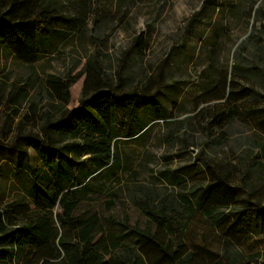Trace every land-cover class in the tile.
<instances>
[{"label":"rangeland","instance_id":"374dc122","mask_svg":"<svg viewBox=\"0 0 264 264\" xmlns=\"http://www.w3.org/2000/svg\"><path fill=\"white\" fill-rule=\"evenodd\" d=\"M56 1L65 16L80 19L79 27L54 41L33 70L0 52V129L10 123L8 115L11 129L20 120L25 132L39 129L56 104L45 89L49 76L77 78L69 108L99 88L148 92L165 109L167 122L146 117L143 133L111 143L83 135L91 154L106 160L117 155L118 162L94 174L89 200L80 203L77 215L97 214L98 236L109 242L120 241L122 224L147 228L154 240L163 241L164 230L140 206L146 197L153 206L164 199L188 221L178 255L198 264H218L221 256L237 264L264 261V0ZM6 2L0 0V6ZM29 76L31 100L14 116L7 91L12 83L26 84ZM53 139L67 140L68 132ZM12 156L0 148V158ZM203 162L239 188L229 208L214 199L226 187H209L214 177ZM7 169L1 161L0 187L10 201L18 194ZM180 195L197 210L182 205ZM245 198L262 208L243 221L253 234L246 240L248 233L231 225ZM210 205L216 220L226 218L219 227L201 212ZM120 242L115 254L135 252L142 264H163L154 243L135 233Z\"/></svg>","mask_w":264,"mask_h":264},{"label":"trees","instance_id":"16d2710c","mask_svg":"<svg viewBox=\"0 0 264 264\" xmlns=\"http://www.w3.org/2000/svg\"><path fill=\"white\" fill-rule=\"evenodd\" d=\"M196 17L197 13L188 19L187 28ZM78 20L65 16L56 0H7L5 6H0V52L33 70L45 54L51 53L47 48L54 41L75 33ZM76 79H69V76L47 78L49 88L45 89L56 104L53 115L44 114L39 133L25 132L21 120L11 129L13 117L10 115L7 116L10 123L3 124L0 129V148L13 155L8 159L1 157L0 163L3 159L12 163L10 166L5 162L8 165L5 174H9L7 179H11L18 194L15 199L6 201L4 189L0 187V264H142V258L135 252L129 256L114 253L129 233L154 243L163 264H198L190 256L178 255L188 221L174 214L164 199L155 200L157 206H153V199L146 197L140 206L145 215L164 230L167 237L163 241L154 240L147 228L122 224L125 232L119 236L120 241L109 242L107 236H98L97 214L87 218L77 215L80 203L89 200L92 174L118 162L117 155H112L109 162L91 154L93 148L84 143L83 135L97 136L102 143L116 142L118 137L143 133L146 117L163 122H167L168 117L165 109L153 101L154 95L138 89L116 94L111 88H99L68 108L70 87ZM30 80L29 76L26 84L12 83L7 91L8 102L18 104L30 97ZM12 111L15 116L14 107ZM66 132L69 139H53ZM28 147L41 160L40 166L30 164ZM85 155L91 158L79 160ZM203 163L214 177L209 187H226L223 191L217 190L214 199L224 204L220 208H229V199L235 201L239 188L226 184L215 166ZM180 198V203L191 212L197 210L187 196L180 195ZM244 201L245 204L231 216V225L246 231L243 221L247 224L251 216L262 213V208L253 206L248 198ZM210 207L202 208L201 212L214 225L221 226L226 218L216 220ZM246 232L245 240L253 235ZM218 260V264H237L225 256Z\"/></svg>","mask_w":264,"mask_h":264},{"label":"crops","instance_id":"0c3cea01","mask_svg":"<svg viewBox=\"0 0 264 264\" xmlns=\"http://www.w3.org/2000/svg\"><path fill=\"white\" fill-rule=\"evenodd\" d=\"M31 99H30V97H27L26 99H24L21 103H18V104H15V109H16V116L19 114V109H20V107H23V106H25L26 105V103L28 102V101H30ZM30 103V102H29ZM67 107H68V105H67ZM69 108V107H68ZM72 108V107H71ZM33 110H34V108L32 109L31 108V112L34 114V112H33ZM28 113H30V112H28ZM52 115H53V113H52ZM27 117V116H26ZM42 122H43V119H42ZM41 122V123H42ZM144 130V129H143ZM32 132H34V133H39V130L37 129V131L36 130H32ZM141 133V132H140ZM139 133V134H140ZM138 135V134H137ZM27 151H28V156H29V162H30V164L31 165H33V166H40L41 165V160L38 158V156H36V154H35V152H34V150L32 149V148H30V147H28L27 148ZM34 158V159H33ZM6 162L7 164H9L10 166H13L12 165V163L11 162H9L8 160H2V162ZM101 170V169H100ZM100 170H98V171H100ZM96 173V172H95ZM95 173H93L92 174V176H94V174ZM87 180H85V182H86Z\"/></svg>","mask_w":264,"mask_h":264}]
</instances>
